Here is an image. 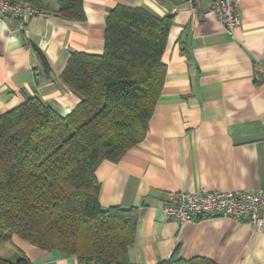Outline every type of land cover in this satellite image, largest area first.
Returning a JSON list of instances; mask_svg holds the SVG:
<instances>
[{"label":"crops","instance_id":"1","mask_svg":"<svg viewBox=\"0 0 264 264\" xmlns=\"http://www.w3.org/2000/svg\"><path fill=\"white\" fill-rule=\"evenodd\" d=\"M44 12L25 29L0 19V115L39 98L60 116L82 101L61 79L74 53L102 55L106 19L119 5L173 16L163 62L166 82L144 141L117 163L96 171L103 209L139 213L133 264H160L178 249L185 260L264 264V230L223 218L180 226L166 217L172 192L235 190L264 193V0H237L241 24L226 32L210 0H83L84 19L58 15L62 0H26ZM42 50V66L32 45ZM31 264H77L60 251L41 250L17 235L0 259Z\"/></svg>","mask_w":264,"mask_h":264},{"label":"trees","instance_id":"2","mask_svg":"<svg viewBox=\"0 0 264 264\" xmlns=\"http://www.w3.org/2000/svg\"><path fill=\"white\" fill-rule=\"evenodd\" d=\"M58 15L83 20V0H62ZM174 17L119 5L106 19L102 55L72 54L61 79L82 97L66 117L39 98L0 115V249L19 236L77 264H133L139 213L103 209L96 171L119 162L145 140L166 82L163 56ZM34 53L46 71L47 57ZM177 249L160 264H215L185 260ZM31 264L23 256L16 263Z\"/></svg>","mask_w":264,"mask_h":264},{"label":"built area","instance_id":"3","mask_svg":"<svg viewBox=\"0 0 264 264\" xmlns=\"http://www.w3.org/2000/svg\"><path fill=\"white\" fill-rule=\"evenodd\" d=\"M195 5L203 0H184ZM213 12L225 28L234 36L241 24L237 13V0H210ZM44 12L26 0H0V19L13 17L24 30L31 17L43 16ZM162 211L180 226L202 218H223L250 225L257 232L264 230V193L253 191H199L172 192L163 203Z\"/></svg>","mask_w":264,"mask_h":264}]
</instances>
